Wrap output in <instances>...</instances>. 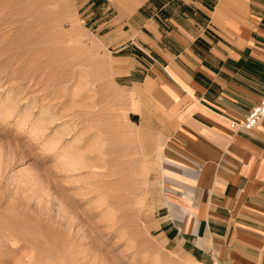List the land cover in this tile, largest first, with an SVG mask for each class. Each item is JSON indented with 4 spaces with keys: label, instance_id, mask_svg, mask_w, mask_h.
I'll use <instances>...</instances> for the list:
<instances>
[{
    "label": "rangeland",
    "instance_id": "1",
    "mask_svg": "<svg viewBox=\"0 0 264 264\" xmlns=\"http://www.w3.org/2000/svg\"><path fill=\"white\" fill-rule=\"evenodd\" d=\"M94 1L0 0V264H197L148 230L160 137Z\"/></svg>",
    "mask_w": 264,
    "mask_h": 264
},
{
    "label": "crops",
    "instance_id": "2",
    "mask_svg": "<svg viewBox=\"0 0 264 264\" xmlns=\"http://www.w3.org/2000/svg\"><path fill=\"white\" fill-rule=\"evenodd\" d=\"M104 1L113 81L160 137L149 232L197 264H264V119L231 126L264 90V0Z\"/></svg>",
    "mask_w": 264,
    "mask_h": 264
},
{
    "label": "built area",
    "instance_id": "3",
    "mask_svg": "<svg viewBox=\"0 0 264 264\" xmlns=\"http://www.w3.org/2000/svg\"><path fill=\"white\" fill-rule=\"evenodd\" d=\"M126 47L121 46L119 52L123 51ZM264 119V90L261 98L255 106L251 108L248 115L243 118L242 121L232 123L231 126L237 131H250L258 126V124Z\"/></svg>",
    "mask_w": 264,
    "mask_h": 264
}]
</instances>
